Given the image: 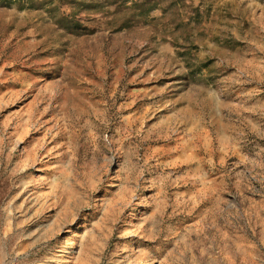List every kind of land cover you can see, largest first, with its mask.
<instances>
[{
	"label": "rangeland",
	"instance_id": "374dc122",
	"mask_svg": "<svg viewBox=\"0 0 264 264\" xmlns=\"http://www.w3.org/2000/svg\"><path fill=\"white\" fill-rule=\"evenodd\" d=\"M150 261L264 264V0H0V264Z\"/></svg>",
	"mask_w": 264,
	"mask_h": 264
},
{
	"label": "crops",
	"instance_id": "0c3cea01",
	"mask_svg": "<svg viewBox=\"0 0 264 264\" xmlns=\"http://www.w3.org/2000/svg\"><path fill=\"white\" fill-rule=\"evenodd\" d=\"M250 211L252 212V208L250 206V209H247V208H244L241 212H235L233 213L234 214V218H237V222L235 220H233L231 223H232V231H236V228L238 230V235L241 236V238L239 239L240 242H244L243 235H246L247 234V231L244 230V227L247 223V220L249 219V215L251 216L250 214ZM253 216V215H252ZM242 219V221H241ZM237 223V224H236ZM242 234V235H241Z\"/></svg>",
	"mask_w": 264,
	"mask_h": 264
},
{
	"label": "bare ground",
	"instance_id": "6f19581e",
	"mask_svg": "<svg viewBox=\"0 0 264 264\" xmlns=\"http://www.w3.org/2000/svg\"><path fill=\"white\" fill-rule=\"evenodd\" d=\"M149 263H150V264H153L154 262L150 261Z\"/></svg>",
	"mask_w": 264,
	"mask_h": 264
}]
</instances>
